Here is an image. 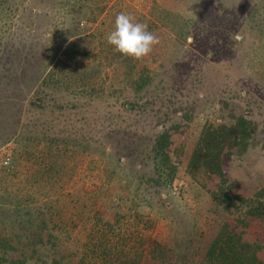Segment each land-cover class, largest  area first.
I'll return each mask as SVG.
<instances>
[{"label":"trees","instance_id":"obj_1","mask_svg":"<svg viewBox=\"0 0 264 264\" xmlns=\"http://www.w3.org/2000/svg\"><path fill=\"white\" fill-rule=\"evenodd\" d=\"M41 1L50 9L59 8L54 17L42 12L47 28L55 30L62 25L68 35L37 46L34 38L29 42L27 37L6 35L14 16L23 20L33 12V7L21 10L20 4L35 0H0V147L15 144L11 160L19 163V168L10 174H20L25 164L26 174L35 178L34 184H45L41 204L35 200L29 205L26 198L18 196H0V264L32 260L38 264H71L74 257H80L74 264H264V238L245 242L237 232L239 225L232 227L226 219L220 227L205 230L196 212L170 207L163 199V191L172 188L179 174L175 137L194 119L189 109L178 116L164 105L161 95L168 85L163 86V76H167L163 66L161 70L150 69L148 57L136 60L123 56L107 43L106 30L114 29L117 14L100 22L106 4L96 0ZM238 1L222 0V31L240 29L233 25V19L239 13L245 15L246 6L241 11L235 6ZM253 1L251 15H264V0ZM214 14L210 9L205 13L208 19L202 22L210 25ZM33 17L34 29L41 28L42 15L37 12ZM84 22L88 25L80 28ZM98 22L100 26L106 24V30L91 31ZM192 23L184 22L183 35L191 34ZM198 29L209 35L210 28ZM222 47V52L227 51L228 45L222 42ZM20 95L25 98L20 99ZM49 100L55 103L52 107L57 116L45 115ZM101 107L106 110L102 114L98 111ZM232 111L221 124L203 128L185 170L193 182H201L209 202L224 217L245 212L264 226V175L249 182L248 197L238 194L239 186L229 177L234 160L248 152L253 139L250 120ZM30 112L33 116L29 117ZM105 122L111 125L106 135ZM120 134H125L123 140H119ZM119 142L128 153L123 154L125 160L116 147ZM92 155L103 160L105 175L102 185L94 190L98 194L94 200L93 190L76 198L80 201L77 216H83L80 221L91 226L84 250L72 254V248L65 247L58 234L59 224L65 222L55 223L52 197L65 189L66 178L72 179L67 173H74L72 162L78 156ZM115 174L118 181L112 176ZM212 180L217 181L216 187L208 188ZM116 182L119 191L114 194L110 187ZM104 199L111 201L112 219L101 213L99 205ZM145 203L150 204V211L154 210L152 203L160 208L158 212L140 211ZM151 214L154 216L146 217ZM162 217L169 223L166 240L153 236L147 227ZM72 220L69 224L76 221L75 216ZM244 225H248L247 220Z\"/></svg>","mask_w":264,"mask_h":264},{"label":"rangeland","instance_id":"obj_2","mask_svg":"<svg viewBox=\"0 0 264 264\" xmlns=\"http://www.w3.org/2000/svg\"><path fill=\"white\" fill-rule=\"evenodd\" d=\"M244 1L239 0L238 3H235V6L240 7L241 11L246 6V16L239 13L233 19V25H238L240 29L225 32L222 31V0H96V2L108 6L104 15H101L100 22L109 15L113 17L120 12H125L132 15L136 21L147 24L148 30L159 38V43L153 47L152 52L146 58L150 59L147 64L150 69L161 70L163 66V74H167V76H163L164 79L166 78L163 86L168 85L161 95L163 103L167 110L177 111L178 116L182 114L183 109H189L188 111L194 115L191 123L184 124V133L180 132L175 137L179 154V174L173 182L172 188H169L168 192L163 191V199L169 201L170 207L186 208L191 214L196 212L202 221V228L205 230L218 228L225 219L229 220L232 227L239 225L237 232L245 242L253 243L264 238V226L261 222L247 217L245 212L242 214L239 211H235L234 216L224 217L223 213L216 210L209 202L207 191L200 188L201 182H193L185 170L187 159L203 128L214 123L221 124L224 117L230 116L232 110H236L239 115L250 120L253 139L248 152L234 160L233 165L229 168V177L239 186L238 194L248 197L251 195L249 182H254L257 176L264 175V15L257 13L251 15L255 2L253 0H248L247 3ZM42 2L35 0L33 3L20 4L21 10L33 7V12L30 17L26 15L23 20L14 16L11 27L6 30L9 31L6 35L27 37L29 42L34 38L33 42L37 46H40V42L42 44L46 42L47 45L51 40L66 38L68 34L65 27L60 25L55 30L53 27L47 28L45 21L47 17L42 13L54 17L59 8L50 9ZM49 4L50 2L48 6ZM229 4L226 2L227 6ZM210 9L215 14L214 18H209L212 20L210 25H206L202 21L208 19L205 13ZM110 10H112L111 13ZM37 12L42 15L40 19L42 25L41 28L34 29L35 18L33 16ZM188 20L193 22V29L191 34L185 36L183 35V24ZM106 24L109 27V21ZM106 24L100 26L98 22L90 30L93 31L95 28L106 30ZM86 25L84 22L80 28H85ZM199 26L210 28L207 31L209 35L199 33V29L196 30ZM88 27H92V25L89 24ZM49 31L52 33L48 35ZM106 32L110 33L109 30ZM222 42L228 45L227 51L222 52L224 49ZM173 54L174 56H172ZM34 68L31 70H36L37 66ZM32 93L31 91L29 95ZM24 98L20 95V99ZM48 103L49 107L45 115L57 116L52 107L55 103L53 104L51 100ZM98 111L102 114L106 110L101 107ZM27 115L30 117L33 116V113L30 112ZM109 126L111 125L107 122L103 125L105 135L111 130ZM124 135L120 134L119 140H123ZM14 147L13 142L0 147V196L8 195L11 198L18 196L21 199L26 198L29 205L35 200L37 204H41L45 193L43 188L45 184L42 182L39 185L34 184V176L31 178L26 174L27 165L24 164L20 174L16 176L9 173L10 170L19 168V163L13 164L11 160ZM116 147L120 149L121 159L125 160L126 155L123 154L128 153L123 148L122 142H119V147L117 145ZM71 166L75 167L74 173L68 169L67 173L68 176H73L72 179L66 178L65 189L59 191L52 198H54L55 223H61L62 220L65 222L59 224L61 227H59L58 234L63 239L64 246L72 248V254H75V250L79 252L84 250L83 246L91 226L89 222L80 221L83 216H77L80 201L76 198L82 196L81 192L91 193L90 191L93 190L91 199L94 200V196L98 195L94 190L102 185L105 167H103V160L97 155L78 156L76 162H72ZM112 167L111 164L110 168ZM111 171L113 172V170ZM112 176H115V181H118L117 174ZM105 183L107 184V182ZM216 184L217 181L212 180L207 186L213 188L216 187ZM110 190L114 194L118 193L117 182L112 184ZM67 194L72 195L67 196ZM110 202L104 199L100 201L99 205L101 213L105 214L108 219H112L114 216ZM148 205L150 204L145 203L140 211L158 212L160 208L159 205L156 206L155 203H152L154 210L150 211ZM74 216L75 222L80 221L76 227H74L75 222L69 224L73 221ZM152 216L154 214L146 217ZM245 220L248 222L247 226L244 225ZM152 222L147 225L148 232H153V236L159 235L161 239H168V220L162 217L160 220L155 218ZM55 223H50L51 228ZM78 258L80 257H74L71 264L76 263ZM262 259L264 260V253ZM27 264H38V261L32 260Z\"/></svg>","mask_w":264,"mask_h":264},{"label":"clouds","instance_id":"obj_3","mask_svg":"<svg viewBox=\"0 0 264 264\" xmlns=\"http://www.w3.org/2000/svg\"><path fill=\"white\" fill-rule=\"evenodd\" d=\"M106 39L116 52L136 60L148 56L159 43V38L148 30L147 24L125 12L116 15L114 29Z\"/></svg>","mask_w":264,"mask_h":264},{"label":"built area","instance_id":"obj_4","mask_svg":"<svg viewBox=\"0 0 264 264\" xmlns=\"http://www.w3.org/2000/svg\"><path fill=\"white\" fill-rule=\"evenodd\" d=\"M6 164H7V162H6Z\"/></svg>","mask_w":264,"mask_h":264}]
</instances>
